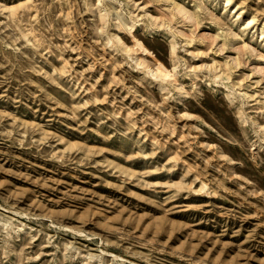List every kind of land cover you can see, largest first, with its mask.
<instances>
[{
	"label": "rangeland",
	"instance_id": "obj_1",
	"mask_svg": "<svg viewBox=\"0 0 264 264\" xmlns=\"http://www.w3.org/2000/svg\"><path fill=\"white\" fill-rule=\"evenodd\" d=\"M0 264H264V0H0Z\"/></svg>",
	"mask_w": 264,
	"mask_h": 264
},
{
	"label": "bare ground",
	"instance_id": "obj_2",
	"mask_svg": "<svg viewBox=\"0 0 264 264\" xmlns=\"http://www.w3.org/2000/svg\"><path fill=\"white\" fill-rule=\"evenodd\" d=\"M113 15L115 16V18H119V12L115 11L113 13ZM120 24L122 25V27L127 31V32H131L132 28H133V24L128 23L127 21H124L122 19H120ZM138 44V43H137ZM141 65V63L139 64Z\"/></svg>",
	"mask_w": 264,
	"mask_h": 264
}]
</instances>
